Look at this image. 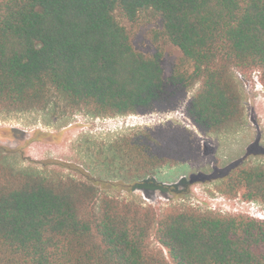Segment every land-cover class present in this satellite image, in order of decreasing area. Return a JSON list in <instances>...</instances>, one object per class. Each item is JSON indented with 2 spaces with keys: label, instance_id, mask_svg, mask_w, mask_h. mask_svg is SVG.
<instances>
[{
  "label": "trees",
  "instance_id": "16d2710c",
  "mask_svg": "<svg viewBox=\"0 0 264 264\" xmlns=\"http://www.w3.org/2000/svg\"><path fill=\"white\" fill-rule=\"evenodd\" d=\"M150 23L161 29L146 53L135 40ZM167 44L182 54L169 77ZM253 72L264 86V0H0L7 114L36 112L66 127L78 114L168 113L187 101L201 133L222 134L244 127L239 75ZM77 148L78 167L69 169L85 180L0 147V264H264L262 220L184 206L159 214L101 196L99 186L170 191L157 184L163 171L201 156L188 128L80 138ZM216 191L264 208V164L239 165Z\"/></svg>",
  "mask_w": 264,
  "mask_h": 264
},
{
  "label": "rangeland",
  "instance_id": "374dc122",
  "mask_svg": "<svg viewBox=\"0 0 264 264\" xmlns=\"http://www.w3.org/2000/svg\"><path fill=\"white\" fill-rule=\"evenodd\" d=\"M159 29V23L143 24L136 35L137 48L146 53L154 52L152 32ZM164 49V70L169 77L182 54L170 44L164 45ZM239 79L245 92L246 123L238 131L211 135L201 133L186 115L187 101L168 113L107 119L78 114L66 127L55 123L48 125L36 112L7 114L0 111V147L17 153V157L26 160L27 164L48 165L66 176L85 180L80 173L69 169L78 167L80 149L77 144L80 138L111 140L134 129L175 123L198 137L202 152L198 160L165 170L158 177L157 184L171 188L170 191L149 187L132 191L99 186L101 196L108 195L122 202L137 201L144 207L155 208L159 214L173 206H184L200 212L255 217L264 211L260 204L246 203L240 198L230 200L216 191V185L239 165L264 164V86L258 72L239 75ZM197 89L190 92L187 100ZM88 175L95 179L93 174Z\"/></svg>",
  "mask_w": 264,
  "mask_h": 264
},
{
  "label": "built area",
  "instance_id": "2783aa9c",
  "mask_svg": "<svg viewBox=\"0 0 264 264\" xmlns=\"http://www.w3.org/2000/svg\"><path fill=\"white\" fill-rule=\"evenodd\" d=\"M254 218L264 221V211H260Z\"/></svg>",
  "mask_w": 264,
  "mask_h": 264
}]
</instances>
